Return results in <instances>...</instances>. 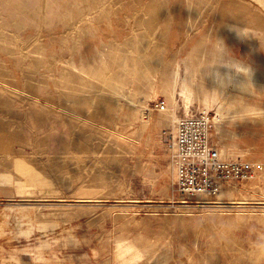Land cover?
Masks as SVG:
<instances>
[{
  "label": "rangeland",
  "instance_id": "1",
  "mask_svg": "<svg viewBox=\"0 0 264 264\" xmlns=\"http://www.w3.org/2000/svg\"><path fill=\"white\" fill-rule=\"evenodd\" d=\"M192 110L216 193L168 156ZM0 264H264V0H0Z\"/></svg>",
  "mask_w": 264,
  "mask_h": 264
},
{
  "label": "built area",
  "instance_id": "2",
  "mask_svg": "<svg viewBox=\"0 0 264 264\" xmlns=\"http://www.w3.org/2000/svg\"><path fill=\"white\" fill-rule=\"evenodd\" d=\"M211 130L210 114L192 110L176 119L167 140V152L177 173V184L189 195L216 193L231 163L212 139Z\"/></svg>",
  "mask_w": 264,
  "mask_h": 264
},
{
  "label": "clouds",
  "instance_id": "3",
  "mask_svg": "<svg viewBox=\"0 0 264 264\" xmlns=\"http://www.w3.org/2000/svg\"><path fill=\"white\" fill-rule=\"evenodd\" d=\"M258 251H259V248H258Z\"/></svg>",
  "mask_w": 264,
  "mask_h": 264
}]
</instances>
